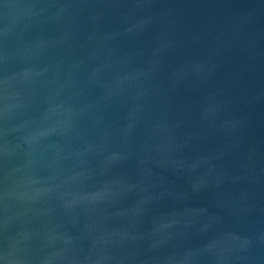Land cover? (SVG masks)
Wrapping results in <instances>:
<instances>
[{
  "label": "water",
  "instance_id": "water-1",
  "mask_svg": "<svg viewBox=\"0 0 264 264\" xmlns=\"http://www.w3.org/2000/svg\"><path fill=\"white\" fill-rule=\"evenodd\" d=\"M0 264H264V0H0Z\"/></svg>",
  "mask_w": 264,
  "mask_h": 264
}]
</instances>
